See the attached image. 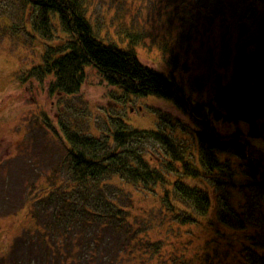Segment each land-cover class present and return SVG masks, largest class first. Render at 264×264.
<instances>
[{
    "label": "trees",
    "instance_id": "1",
    "mask_svg": "<svg viewBox=\"0 0 264 264\" xmlns=\"http://www.w3.org/2000/svg\"><path fill=\"white\" fill-rule=\"evenodd\" d=\"M12 1L1 0L8 2L3 4L2 38L38 49L41 58L16 81L52 78L50 95L70 102L86 86L88 70L93 68L100 83L91 84L96 87L93 91L116 99L117 105L110 106L113 110L133 98L155 96L172 102L169 107L192 124L183 130L182 120L174 122L163 113L156 130H137L122 116L109 112V105L102 115L105 131L93 125L81 130L71 117L60 118L55 126L47 115L42 116L44 129L52 131L54 142L60 145L43 140L39 144L43 150V142L51 148V166H59L67 178L62 183L50 179L46 188L34 194L27 211L37 235L26 231L24 237L19 236L0 256V264H39L32 248L43 244L49 248L42 254L48 264H95L96 250L104 244L99 229L114 226L115 221L130 224L129 231H133L134 224L124 216L131 210L137 212L134 218L159 216L165 228L158 231L162 240L154 241L152 248L168 252L172 264L209 263L221 239H227L238 260L247 255L251 264H264V224L253 222L260 226L252 231L250 219L237 222L233 213L238 200L234 190L264 195V12L259 10L263 20L252 26L258 27L252 34L246 26L255 22L252 14L230 21L218 17L220 29L236 27L234 34L241 39L223 32L216 40L209 61L220 54L219 70L223 72L216 80L210 78L206 82L210 86L205 87L204 82L178 80L173 72L168 75L170 63L169 71L144 64L138 48L148 38L146 34L130 32L124 38L126 45L104 39L101 25L91 22L86 0H14L17 13ZM197 5L207 6L205 0ZM213 14L212 19L217 18ZM17 16L20 20L15 22ZM188 40L178 41V52L165 47L170 56L175 54L169 57L176 66H187L180 54L188 56ZM36 121H31L28 140L42 127L40 121L34 126ZM215 123L228 125L231 131L220 134ZM190 138L197 153L185 143ZM221 156L228 159L223 163ZM229 158L243 163L246 175L242 181L236 178ZM193 181L205 182V187L194 186ZM215 189L231 196L224 200L218 196L214 203L211 190ZM142 196L150 198L151 205L144 204L147 200ZM225 227L232 231L230 236ZM186 234L190 238L184 242L181 238Z\"/></svg>",
    "mask_w": 264,
    "mask_h": 264
},
{
    "label": "rangeland",
    "instance_id": "2",
    "mask_svg": "<svg viewBox=\"0 0 264 264\" xmlns=\"http://www.w3.org/2000/svg\"><path fill=\"white\" fill-rule=\"evenodd\" d=\"M198 1L161 0L160 2L156 0L153 4L151 0H86V4L91 22L94 25H101L100 33L102 37H106L104 39L122 41V44L126 45L124 38L130 32L146 34L148 38L138 48L139 57L144 64L152 67L164 66V69L169 71L170 67L167 63H170L172 71L168 75L173 72L176 73L178 80L189 83L197 80L204 82L205 87H208L210 85L206 82L210 78L216 80L223 72L219 70L220 54L213 58L214 61H209L211 51L216 45L215 42L223 32L230 35L234 34L236 29L228 25L220 29L218 17L227 18L230 21V19L236 20L239 17L243 18L244 15L252 14L255 22L248 23L246 26L251 34L256 33L258 27L252 28V26L263 20L260 11L264 12V0H205L207 6L197 5ZM12 3L17 13L16 2L13 0ZM3 4L7 5L8 2ZM3 4L0 0V256L4 255L19 236L24 237L26 231L37 235L34 222L28 217L27 211L35 200L33 199L34 194H38L40 188H46L50 184V179L62 183L67 178L64 173L60 172L62 170L59 166H51L53 162L49 154L51 148L43 142V150L39 144L41 143L39 140H43L53 145H60V142H54L52 137L54 133L44 129L46 126L45 123L43 124L42 116L47 115L55 126L60 118L71 117L73 125L79 123L81 130H87L93 125L96 129L105 131L107 125L102 116L105 114L103 110L108 108V105L110 107L116 104L113 101L116 99L105 96L103 91H93L96 87L91 84H100L93 68L88 70L86 86L81 90L77 99L70 102L64 99L60 101L59 97L50 95L49 86L52 78H47L42 82L36 78L25 83L16 81L22 77L25 70L40 62V51L38 49L34 51L15 39L2 38ZM8 8L9 21H12L14 9L11 2ZM212 12L213 15H217V18L212 19ZM202 16L208 17L201 18ZM19 20L18 16L15 17V22ZM235 37L237 40L241 39L239 36ZM187 39L193 44L185 42V45L189 46L188 56L185 53L180 54L182 62L186 60L182 64L187 66H176L170 59L175 54L170 56L165 47L178 52L180 50L178 41L184 44L182 42ZM160 54L165 56L162 57ZM169 106H173V103L159 97L149 96L133 98L126 104L121 103L116 106L114 110L110 107L109 112L112 111L114 115L122 116L131 128L137 130H156L161 122L160 115L163 113L168 114L174 122L182 120L183 130L190 129L192 122ZM34 118H37L34 126H38L40 121L42 127L34 131L36 137L28 140L32 132L30 130L31 121ZM215 127L220 134L231 131V127L223 123H215ZM168 129L173 130L170 126ZM55 131L59 136L62 135L60 128H56ZM185 143L189 145L190 150L197 153L195 150L197 147L191 138ZM220 159L224 163L228 158L221 156ZM229 164L233 172L238 175L236 178L242 181L243 176L246 175L243 163L239 159L229 158ZM56 170L59 172L58 175L54 174ZM191 183L194 186L205 187V182L193 181ZM208 184L210 188H213L211 183ZM32 190L33 197L31 198ZM233 193L238 198L237 210L233 212L235 221L245 223V220L250 219L251 230L255 231L260 225L255 226L253 222L264 224V195L256 196L254 192L243 195L241 190H234ZM211 194L214 203L218 196L222 200L231 196L227 191L218 189L211 190ZM144 198L147 200L144 204L151 205L148 201L150 198L146 196ZM136 213V210H131L130 214L124 213L127 220L129 219L134 224L133 231H129L130 224L125 225L126 223L121 224L115 221H112L114 226H102L99 229L101 233L99 240H103L104 244H100L96 250L95 264H172L168 252H158L152 248L154 241L162 240L158 231L165 228L159 221V216L155 213L146 214L143 218H134ZM231 223L235 226L232 221ZM225 232L229 236L232 233L226 227ZM189 238L190 236L186 234L181 239L186 242ZM226 240L221 239L219 244H215L212 256L208 259L209 263L204 264H251L247 255H244L243 260H238L233 248ZM199 245L200 241L197 250ZM46 249H49L46 244L32 248L33 255L39 264H48L43 260L42 255ZM171 249L170 247L168 250ZM183 250L184 247L180 248L177 253L181 254ZM187 258H190L188 250Z\"/></svg>",
    "mask_w": 264,
    "mask_h": 264
}]
</instances>
